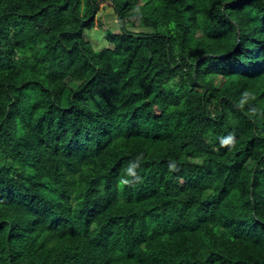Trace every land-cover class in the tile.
Wrapping results in <instances>:
<instances>
[{"label":"trees","instance_id":"16d2710c","mask_svg":"<svg viewBox=\"0 0 264 264\" xmlns=\"http://www.w3.org/2000/svg\"><path fill=\"white\" fill-rule=\"evenodd\" d=\"M107 1L0 0V264H264V0Z\"/></svg>","mask_w":264,"mask_h":264},{"label":"rangeland","instance_id":"374dc122","mask_svg":"<svg viewBox=\"0 0 264 264\" xmlns=\"http://www.w3.org/2000/svg\"><path fill=\"white\" fill-rule=\"evenodd\" d=\"M100 12L96 16L99 22L103 21L105 25L109 26L112 30H118L119 25L117 24V19L114 11L111 8V4L107 0H100ZM131 31L141 32L143 30H134L130 28ZM87 39L90 40L93 47L96 50H101L106 46V40L104 37V32L102 30L95 29L94 31L86 33ZM73 83H71L72 85Z\"/></svg>","mask_w":264,"mask_h":264}]
</instances>
